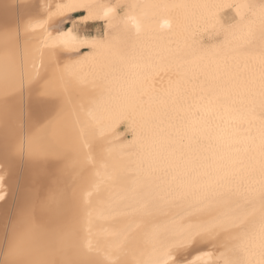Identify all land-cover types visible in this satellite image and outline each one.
Masks as SVG:
<instances>
[{
    "label": "bare ground",
    "instance_id": "bare-ground-1",
    "mask_svg": "<svg viewBox=\"0 0 264 264\" xmlns=\"http://www.w3.org/2000/svg\"><path fill=\"white\" fill-rule=\"evenodd\" d=\"M0 264H264V0H0Z\"/></svg>",
    "mask_w": 264,
    "mask_h": 264
},
{
    "label": "rangeland",
    "instance_id": "rangeland-1",
    "mask_svg": "<svg viewBox=\"0 0 264 264\" xmlns=\"http://www.w3.org/2000/svg\"><path fill=\"white\" fill-rule=\"evenodd\" d=\"M125 11L124 8H121L120 9V12H123ZM85 31L89 34H93L94 32H97V33H100V34H103L104 32V25L101 24V25H90V27L88 26L87 28H85Z\"/></svg>",
    "mask_w": 264,
    "mask_h": 264
}]
</instances>
